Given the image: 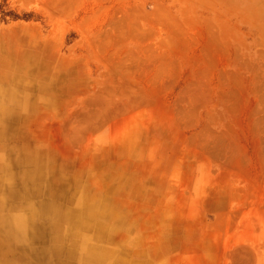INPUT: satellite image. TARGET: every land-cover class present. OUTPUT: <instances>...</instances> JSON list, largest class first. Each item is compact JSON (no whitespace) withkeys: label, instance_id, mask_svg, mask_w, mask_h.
Instances as JSON below:
<instances>
[{"label":"rangeland","instance_id":"rangeland-1","mask_svg":"<svg viewBox=\"0 0 264 264\" xmlns=\"http://www.w3.org/2000/svg\"><path fill=\"white\" fill-rule=\"evenodd\" d=\"M0 91V264H264V0H0Z\"/></svg>","mask_w":264,"mask_h":264},{"label":"crops","instance_id":"crops-1","mask_svg":"<svg viewBox=\"0 0 264 264\" xmlns=\"http://www.w3.org/2000/svg\"><path fill=\"white\" fill-rule=\"evenodd\" d=\"M4 212V211H3ZM2 213V212H1ZM68 214H74L73 212L68 213ZM3 216V214H2ZM20 217V216H19ZM72 221L74 219V215L71 216ZM91 218V217H90ZM84 219L87 221L86 217H84ZM71 224H73V222L71 223H66V229L68 233H71V237H76V241H77V247L78 248V253L76 254V261L77 264H122L121 262V254L119 253V256L116 255V250L113 247L107 248L104 246V244L99 245L101 238L105 239L106 238V234L108 229H106L104 226H102L101 224L97 223L93 220H88L86 226L83 229H88V227L93 226L94 224V228H92L93 234L90 236V240H88L86 238V241H89V247L93 246V249H100L104 252V255L106 256L105 260L102 262L96 261V262H88L85 261V251L83 252V249L80 246V239L84 238L85 236L81 234V230L78 229H71ZM102 229L103 231L100 232L99 229ZM82 229V230H83ZM96 241V242H95ZM53 244V248H50L49 252L50 254L54 255L58 253V249L55 247V241L52 242ZM54 250V251H53ZM63 250V249H60ZM72 256L73 255V248L71 249H66V253H68ZM42 254L45 253L44 250L41 251ZM84 255V256H83Z\"/></svg>","mask_w":264,"mask_h":264},{"label":"bare ground","instance_id":"bare-ground-1","mask_svg":"<svg viewBox=\"0 0 264 264\" xmlns=\"http://www.w3.org/2000/svg\"><path fill=\"white\" fill-rule=\"evenodd\" d=\"M10 80H8V81H10V84L9 85H12L13 83H16V81L18 82V80L17 79H12V78H9ZM9 83V82H8ZM11 87V86H10ZM1 92V91H0ZM15 93H16V91L15 90H12V89H6L5 90V92H4V95L6 96H8L11 100L14 98V95H15ZM21 95V94H20ZM25 96V95H24ZM3 101H6V102H11L10 100H7V99H3ZM12 102H15V100H13ZM3 110V109H2ZM6 110L4 109L3 111H2V113H1V115H0V119H3V118H9L10 116H12L11 115V112L10 111H6ZM9 120V119H8ZM10 121V120H9ZM0 125L3 127V128H7L8 127V124H7V122L6 121H0ZM2 128V129H3ZM1 130V129H0ZM5 130V129H4ZM4 130H2V131H4ZM3 133V132H2ZM2 135V134H1ZM3 137V136H2ZM23 156V158H22V161H23V163H25V164H27V162H31V161H29V159H28V157H27V155H22ZM26 156V157H25ZM31 160V159H30ZM9 171V170H8ZM4 175V174H3ZM8 176H9V174H7ZM27 176V175H26ZM7 177V176H6ZM9 177H7V179H8ZM26 179V178H25ZM9 180H11V178L9 179ZM3 181V180H2ZM10 182V181H9ZM25 193V192H24ZM9 196V195H8ZM18 196V195H17ZM25 196V195H24ZM48 206H51V205H48ZM53 205H52V209H53ZM47 206H46V204L45 205H42V207H41V212H43V215L42 216H44L45 214V212L47 211ZM53 213V212H52ZM30 221V220H29ZM54 221V220H53ZM65 221L67 222V220L65 219ZM22 222V218H20V217H17V216H14V217H12V218H8V217H1L0 218V225H1V227L2 228H6V229H8L7 230V232H9V234L8 235H10L11 234V230H12V228H11V226L13 225V223H15V225L17 224V228L18 229H16V231H20L22 234H23V228L19 225L20 223ZM15 225H13V226H15ZM35 232V231H34ZM94 247H89V244L88 243H86V252H85V261H88V262H96V261H99V262H102L103 263V261H104V258L102 257V255H99V252L97 251V249H93ZM84 256V255H83Z\"/></svg>","mask_w":264,"mask_h":264}]
</instances>
